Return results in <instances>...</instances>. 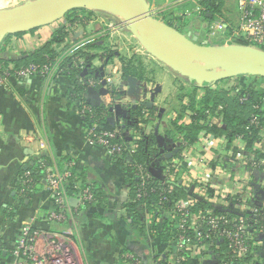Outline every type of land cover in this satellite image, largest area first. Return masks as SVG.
<instances>
[{
    "label": "crops",
    "instance_id": "obj_1",
    "mask_svg": "<svg viewBox=\"0 0 264 264\" xmlns=\"http://www.w3.org/2000/svg\"><path fill=\"white\" fill-rule=\"evenodd\" d=\"M27 1L32 0H0V10ZM60 28H64L66 37L60 46L52 45V48L64 52L78 45L76 51L81 50L82 58L89 59L100 75L97 89L89 88L83 95L91 106L108 110L105 121L96 124L98 131L109 132L119 127L126 142L137 134L140 139L136 141V148L141 140L147 145L152 142L155 151L149 157L147 171L151 174L149 169L157 172L161 169L160 178L151 174L155 179L162 181L166 165L172 160H180L182 169L175 180L179 181L176 183L184 189L186 196L187 179L198 178L207 188L208 199L199 203L209 202L219 211L239 217L238 221L249 214L264 224V127L255 145V150L263 155L261 158L242 149L243 157L236 159L223 137L211 135L204 144V136L210 135L206 133H201L192 144L171 137L170 123L180 106L178 92L191 82L147 54L118 19L103 12L79 10L51 25L5 37L0 41V60L13 66L29 53L44 47ZM144 56L150 59L146 58V61ZM134 57L146 70L141 80L123 77L124 63ZM131 78L135 79L133 93L129 87ZM236 80H240L238 88H252L256 82L262 83L256 77ZM72 85L73 80L63 77L30 76L10 77L0 86V264L12 263L11 249L18 240L23 222L34 219V228L47 227L41 218L52 207V202L44 181L35 192L27 193L22 202L19 199L25 192L16 190L22 166L31 165L40 155L48 157L57 169L56 163L72 160L76 164V183L95 185L102 192L104 206L84 211L76 225L77 244L85 264H120L124 251L132 253L139 264H168L175 250L176 235L171 213L168 215L169 226L175 233L170 238L166 236L168 231L162 237L157 232L147 231L150 224H161V228L169 226L163 224L161 216L149 223L150 212L146 206L140 205L138 209L146 231L138 233L132 229L133 219L127 206L129 185L125 181L129 174L113 162L106 150L88 143V122L81 116V105L68 97ZM261 87L255 90L264 93ZM200 94L201 90H198L197 100L202 98ZM186 102L187 98H184L183 103ZM139 106L152 110V115L130 117V111ZM187 114H183L182 120ZM212 123L221 126V117L212 119ZM203 154L206 162L201 166L198 158ZM250 158L257 160L261 168L249 165ZM202 185H196L194 194ZM192 190L193 187L190 193ZM233 198H237L235 203H232ZM246 230L250 238L249 253L231 264H264V229L254 231L247 226ZM222 257L221 252L216 255L208 252L190 259L188 264L215 260L218 264Z\"/></svg>",
    "mask_w": 264,
    "mask_h": 264
},
{
    "label": "built area",
    "instance_id": "obj_2",
    "mask_svg": "<svg viewBox=\"0 0 264 264\" xmlns=\"http://www.w3.org/2000/svg\"><path fill=\"white\" fill-rule=\"evenodd\" d=\"M235 3L237 7L235 20L231 19L224 22L217 19L208 21L206 30L209 32V36L212 37L220 32L225 35L223 37L225 41L221 40L218 43L223 45H244L264 52V0H235ZM205 43L209 44V40ZM76 47L79 49L77 45L62 52L60 57L56 58L53 63L44 65L31 64L27 67L14 69L9 66L7 69H2L0 71V86H3L10 77L18 79L30 76L60 77V64L63 59H70L67 67L75 68L82 72L78 79L79 83L87 89L98 87L100 84L99 73L95 72L94 76L84 77V74L89 69H93V67L86 59L75 55ZM234 86L238 87V85ZM211 88L213 90H227L230 85L221 83L212 85ZM200 97H203L202 91ZM80 112L81 116L88 122L86 135L90 145L103 148L110 157H121L124 153L132 154L136 151V141L140 139L139 135L134 134L133 140L126 142L119 127L109 132L98 131L96 124L91 120L92 115H89L91 105L87 102L81 103ZM87 114L89 115L88 117L86 116ZM189 117L190 114L185 115L182 123H189ZM211 137V135L204 136V144ZM204 144L202 148H204ZM234 144L237 147L236 152H234V158L241 159L243 157L242 141L238 139ZM185 159L186 157L184 156L183 161ZM198 160L199 165L202 166L206 162L204 154L199 156ZM249 165L258 167L259 163L257 160L250 158ZM73 166L76 167V164L71 162L68 164L67 169L62 171L53 166L45 167L44 185L52 202V207L41 218V221L47 227L34 228V219L23 222L18 240L11 249L13 258L11 264H85L75 242L77 237L76 218L95 203V198L89 185L72 183L69 180L71 177L70 168ZM136 167V175L139 177L141 185L145 184L149 176L154 178L148 171L144 173L141 166ZM181 169L182 163L180 160H172L168 163L165 168V177L160 181L161 185L171 190L173 183L179 182L175 180V176L179 177ZM25 177H29V172L25 173ZM197 184L202 185L198 178L189 177V180L187 179L185 184V187L188 188L187 196L176 200L170 212L171 218L175 223L176 250L172 254L171 262L168 264H183L186 262L187 259L180 255L182 251L188 253L189 259L201 257L211 249H217L224 238L228 242V252L224 257L220 258L218 264H231L232 261L242 260L248 255L250 248V238L246 230V224L241 220L239 224H233L232 229L228 230L227 226H229L231 221L224 215H216L212 209H209L204 214L192 213L191 209L197 203L202 200H208L207 188L204 185L200 187V190H197V194H194ZM192 187L193 190L190 193ZM68 189L72 190L71 195L68 194ZM137 192L136 198L145 195L142 189ZM70 198H74L77 201L74 207L69 203ZM162 199L165 198L163 197ZM141 206H145V204L143 203ZM213 207L215 210H219L217 207ZM149 214V223L155 222L157 218H155L153 213ZM203 226L209 228H207V233L202 232ZM125 258L132 259L133 257L126 255ZM134 264H139V262L135 261Z\"/></svg>",
    "mask_w": 264,
    "mask_h": 264
},
{
    "label": "trees",
    "instance_id": "obj_3",
    "mask_svg": "<svg viewBox=\"0 0 264 264\" xmlns=\"http://www.w3.org/2000/svg\"><path fill=\"white\" fill-rule=\"evenodd\" d=\"M222 4V0H206L205 5L206 11L201 13L205 19L208 21H212L216 19V15L219 12V8ZM77 11H72L68 13L65 17H71ZM207 14L212 16L211 18L207 17ZM170 25H173L170 23ZM177 30L181 33V29L177 28ZM21 35V34H17ZM66 37V32L64 28H60L54 32L51 39L44 47L38 49L33 53H29L20 61H17L12 66L14 68H22L27 67L28 65H44L48 63H53V61L60 57V52H56L52 45L60 46ZM221 44V43H219ZM75 55L83 57V52L81 50L76 51ZM70 59H63L60 64V77L67 78L69 80H73L72 88L68 92V97L70 100L79 102L81 105L82 102H86L83 98V95L86 93L87 88L81 85L78 81L82 72L75 68L67 67V63ZM89 62V59H86ZM10 66L9 63L0 60V71L2 69H7ZM10 71V70H9ZM95 72H97L94 68L89 69L84 77L94 76ZM12 73V71H10ZM145 75V71L143 65L139 59L136 57L126 61L123 65V77H134L136 79H143ZM240 77V76H239ZM262 79V78H261ZM264 80V79H262ZM226 81V80H225ZM225 81L216 82L215 84H203L202 86L196 85L193 81L191 83H187L188 86L186 88H180L177 101H179L180 106L177 112L176 118H174L170 123V136L171 137H179L181 140L188 144H192L197 140V137L201 133L210 134L215 138H225L227 141V147L236 152L237 147L234 142L236 140L242 141V147L245 151L254 153L257 155V158L263 157L259 151L255 150V145L259 140L261 129L264 127V93L252 88L248 87H231L227 90L224 89H216L213 90L211 88L212 85L221 84ZM97 87L93 88L96 90ZM201 90L203 92V97L200 99H196V92ZM187 98V102L184 104L183 99ZM245 99V100H244ZM243 100V101H240ZM190 114V121L187 125L182 123L183 114ZM146 114L152 115V110H149L143 106L136 107L130 111V117H143ZM89 115H92L93 122L95 124L101 123L105 121L107 116L109 115L108 110L103 107H93L91 106V112ZM86 115L87 117L89 116ZM221 117V126L215 125L212 123V119ZM132 126V125H131ZM153 141V140H152ZM136 151L132 154L124 153L121 157H110L113 162L120 167L122 170L128 172L129 177L125 180L129 185V202L128 210L132 215L133 225L132 229H134L138 233H143L145 226L141 220L142 215L138 210L141 204H145L147 210L152 214H154L155 218L161 216L163 219V224L169 226V218L174 202L179 198H185L186 192L182 187H180L177 183L173 184V188L168 190L166 186L161 185L160 181L152 178L151 176L145 181L144 185H141V181L139 177L136 175L137 167L141 166L144 173H147L149 157L152 156V153L155 151L153 148V143L150 142L148 145L144 140H141L137 143ZM72 160H64L56 163L58 170L62 171L67 169L68 164H70ZM52 166V162L48 159V157L44 155H40L36 161H34L31 165L25 164L22 166L18 173V177L16 180V190L17 192H25L22 193L23 198L19 197L20 202L27 197L28 194L35 192L37 189L42 187L44 177H45V167ZM261 168V167H256ZM29 172V177H25V173ZM71 177L70 181H77V172L76 167L70 168ZM29 180V182H27ZM92 193L95 198V203L91 205L89 209L97 208L98 206H104V197L102 196V192L95 185H89ZM142 189L145 193L144 196L140 198H136L137 191ZM28 193V194H27ZM68 194H72V190L68 189ZM165 199H162V198ZM162 199V200H161ZM131 201V202H130ZM237 198L232 199V203H235ZM209 209H212L216 215H224L231 222L229 226H227L228 230H231L233 224H239V217L228 213L221 212L219 210H215L213 205L209 202H201L197 203L192 209L191 212L198 214H204ZM80 216V215H79ZM78 216V217H79ZM76 218V222L79 218ZM160 218V217H159ZM244 223L250 230H259L264 229V224L256 221L251 215H243ZM168 221V222H167ZM158 224V223H157ZM207 228L203 226L202 232L207 233ZM209 229V228H208ZM147 231L149 232H157L162 237L165 233L167 237H172L175 231H172V228L163 227L161 228V224L159 225H151L147 227ZM250 244V242H249ZM228 242L224 238L220 244L219 249H211L209 252L213 254L223 253L225 255L228 252ZM4 249V248H3ZM176 250V249H175ZM173 251V253L175 252ZM126 255H131L132 259H126ZM180 255H183L187 259L183 264H188L190 259L188 253L182 251ZM222 256V255H221ZM135 261H139L132 253L124 251L120 258V264H134Z\"/></svg>",
    "mask_w": 264,
    "mask_h": 264
},
{
    "label": "water",
    "instance_id": "obj_4",
    "mask_svg": "<svg viewBox=\"0 0 264 264\" xmlns=\"http://www.w3.org/2000/svg\"><path fill=\"white\" fill-rule=\"evenodd\" d=\"M76 10L106 13L118 19L144 51L196 85L215 84L238 76L264 79V52L244 45L200 44L154 18L147 0H32L0 10V41L56 23ZM210 17V15H207ZM134 92L135 79H129ZM151 174L160 178L161 169ZM74 207L76 199L70 198ZM204 264H217V261Z\"/></svg>",
    "mask_w": 264,
    "mask_h": 264
},
{
    "label": "rangeland",
    "instance_id": "obj_5",
    "mask_svg": "<svg viewBox=\"0 0 264 264\" xmlns=\"http://www.w3.org/2000/svg\"><path fill=\"white\" fill-rule=\"evenodd\" d=\"M147 1L150 4V12L154 18L168 25H170V23L173 24L171 26L174 29L180 28L181 33L184 35H188L190 37L193 36L197 37L198 43L203 44L207 40H209V44H219L218 42H220L221 40L225 41L223 38L225 35H223L222 33L219 32L216 33L214 36L210 37L209 32H207L206 30L208 25V20L205 19L203 15H201V13L206 11L205 5H203L204 3H206V0H147ZM236 12H237V7L235 0H222V4L219 8V12L215 14L217 17L214 20L218 19L225 22L233 19L234 21L235 16L237 15ZM126 32L128 33V31ZM134 43H136L137 45L136 40L134 41ZM144 57L145 60L146 58H148L146 56ZM147 73L150 76L148 70ZM152 76L154 75H151V77ZM240 77L252 78L253 76L243 75ZM240 77L238 76L235 78L228 79L224 83H228L230 85V88L235 87L234 85H240V80H236L237 78L240 79ZM256 78L262 81L261 85H259L256 82V84L251 87L253 89H257L258 86H262L260 89H264V80H262L259 77ZM77 238L78 235L75 241L76 247L78 248V251L80 252V255L82 257L81 247L80 245L77 244L78 243Z\"/></svg>",
    "mask_w": 264,
    "mask_h": 264
},
{
    "label": "flooded vegetation",
    "instance_id": "obj_6",
    "mask_svg": "<svg viewBox=\"0 0 264 264\" xmlns=\"http://www.w3.org/2000/svg\"><path fill=\"white\" fill-rule=\"evenodd\" d=\"M212 16H210L209 18H211Z\"/></svg>",
    "mask_w": 264,
    "mask_h": 264
}]
</instances>
